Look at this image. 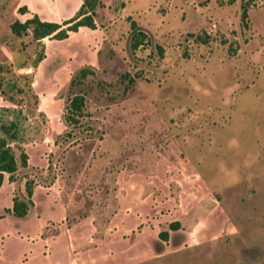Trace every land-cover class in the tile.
Listing matches in <instances>:
<instances>
[{
  "label": "rangeland",
  "instance_id": "374dc122",
  "mask_svg": "<svg viewBox=\"0 0 264 264\" xmlns=\"http://www.w3.org/2000/svg\"><path fill=\"white\" fill-rule=\"evenodd\" d=\"M240 1L100 0L95 27L35 39L9 23L81 0H0V105L42 118L26 214L0 184V264H264V0L246 26Z\"/></svg>",
  "mask_w": 264,
  "mask_h": 264
},
{
  "label": "trees",
  "instance_id": "16d2710c",
  "mask_svg": "<svg viewBox=\"0 0 264 264\" xmlns=\"http://www.w3.org/2000/svg\"><path fill=\"white\" fill-rule=\"evenodd\" d=\"M99 2L100 0H81L76 12L72 16L62 19L60 22L41 19L36 13H33L22 22L17 19L12 20L9 23V27L16 35H20L21 32L25 33L29 29L31 36L35 39L43 36L65 38L68 36L69 31H76L79 26L84 25L91 28L96 26L94 15L95 8ZM247 7L248 0H241L239 18L241 24L244 26L247 24ZM131 26L133 31L130 36V47L133 49L146 38V33L137 28L133 20H131ZM188 34L194 35L201 42L206 41L205 38L197 33L193 34L189 32ZM157 46L161 51L160 45ZM1 70L2 65L0 63V73ZM87 71L85 66L80 67L75 77H83ZM84 100V93L82 91H75L64 104V118L66 123L72 127L83 123L82 118L85 114L83 112ZM38 113L41 114L39 111ZM41 119H38L36 116L29 117L18 104L0 105V184L5 174H7L8 179L16 180L17 182V195L12 197L11 206L6 208L14 216L20 217L26 214L28 206L32 203V194L37 182L35 175L29 171H24L16 177L15 172L19 167H25L28 164L25 145L33 142L41 135ZM64 134L69 135L68 133ZM46 169L48 168H44L42 171L44 172V178L47 174ZM174 225L175 223L172 224V226ZM166 233V229L161 231L160 234L163 239L166 238Z\"/></svg>",
  "mask_w": 264,
  "mask_h": 264
}]
</instances>
